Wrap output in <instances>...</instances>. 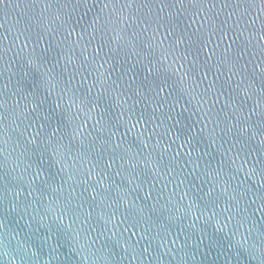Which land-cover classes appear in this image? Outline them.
Wrapping results in <instances>:
<instances>
[{
    "label": "water",
    "instance_id": "obj_1",
    "mask_svg": "<svg viewBox=\"0 0 264 264\" xmlns=\"http://www.w3.org/2000/svg\"><path fill=\"white\" fill-rule=\"evenodd\" d=\"M0 264H264V0H0Z\"/></svg>",
    "mask_w": 264,
    "mask_h": 264
}]
</instances>
